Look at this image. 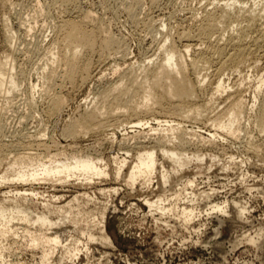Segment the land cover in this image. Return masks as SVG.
Masks as SVG:
<instances>
[{
  "label": "rangeland",
  "instance_id": "1",
  "mask_svg": "<svg viewBox=\"0 0 264 264\" xmlns=\"http://www.w3.org/2000/svg\"><path fill=\"white\" fill-rule=\"evenodd\" d=\"M77 1L65 10L55 0H0V61L5 63L7 56L13 60L17 84L8 98L0 97V181L3 174L8 179L0 183V229L5 221V206L15 198L16 189L30 191L25 197L17 196L21 204L30 206L34 214L44 212L55 222L47 229L34 220L22 219L20 212L6 218L12 231L7 234L0 231V264H44L41 257L51 248L46 264H264V129L259 115L264 103V19H258L246 38L251 48L249 57L246 55L241 63L225 67L213 64L205 71L204 90L197 97L185 103L177 98L163 101L164 107L161 105L155 114L142 116L148 122L146 126L132 127L134 124L123 121L80 137H68L64 134L67 126L82 118L109 81L116 82L120 75L131 70L138 73L140 65L158 52L163 39L168 38V44L175 43L182 49L180 34L195 30L205 18L206 9H215L219 1L227 2L158 0L152 4L151 0H140L138 16L131 21L125 0ZM126 1L134 4L136 0ZM243 1L238 4L259 11L264 3ZM86 12L95 17L93 23L87 22V28L106 26L121 39L125 51L117 54L114 50L112 53L116 54L105 55L107 58L99 46L92 53L85 51L83 64L90 68L81 73L85 80L79 74L74 84L69 82L63 66L56 65V79L49 83L53 59L60 53L56 40L61 36L55 27L63 19L80 22ZM227 34L226 31V38ZM9 35H14L16 42L14 37L9 42ZM189 55L185 56L187 64L193 57ZM188 75L189 79H195L191 70ZM219 79L225 81L226 90L215 95L213 87ZM236 93L247 100L248 109L234 119L230 131L222 125L229 122L226 109H230ZM56 95L64 101L57 112L51 102ZM178 102L180 107L184 104L189 109L206 105L207 111L189 119L184 117V111L174 112ZM185 107L182 110L186 111ZM183 129L194 130L198 136L189 145L180 147L177 144ZM158 140L163 144H157ZM137 141L148 150H156L159 173L151 183L141 178L131 186L124 176H113L117 170L114 157L136 163ZM163 147L188 153L193 156L191 162L173 172L175 166L164 156ZM197 154L199 160L194 159ZM86 156L100 159L98 164L110 175L96 176L90 182L83 175L63 178L62 182L68 184L54 177L46 182L41 179L22 183L16 175L17 169L33 170L40 161L70 163ZM161 163L172 177L166 185L159 177ZM189 180L193 183H188ZM75 196L79 200L74 202V214L86 213L77 223L62 219L66 217L64 214L59 217L47 210L64 206ZM159 198L162 207L169 211L146 202ZM190 210L193 215L187 221L184 212ZM41 232L57 234L62 242L51 248L41 241L34 242L32 236ZM105 232L111 242L102 240ZM67 247L77 250L76 256Z\"/></svg>",
  "mask_w": 264,
  "mask_h": 264
},
{
  "label": "bare ground",
  "instance_id": "2",
  "mask_svg": "<svg viewBox=\"0 0 264 264\" xmlns=\"http://www.w3.org/2000/svg\"><path fill=\"white\" fill-rule=\"evenodd\" d=\"M76 1L77 0H55L57 5H59L61 8H64L65 10H67L72 5H75ZM229 1L231 0H227L226 3H220L219 1L215 5V9L213 8H212L213 10L206 9L207 13L205 14L206 16H204L205 18L203 20L201 19V24H199V26L195 30H188L180 34L179 38L181 41L184 42L182 49L178 48L175 45V43L168 44V38L163 39L159 44L160 46L158 48V52L156 54L149 56L148 60L147 61L145 60V62L142 65H140L138 69L141 71L138 70V73H136V71L131 70L127 73L125 72L122 75H120L119 80H117L116 82L109 81V83L107 84L108 86L106 85L107 87H104V89L102 87V89L99 90L97 95L98 97L94 101L93 105H91L92 107L89 110L87 109L88 110V111L86 110L87 112L85 111L86 113L83 114L81 119L75 120L74 122L72 121L67 126L66 130L64 131V134L68 137H77V136L80 137V135L82 134L84 135L90 131L103 130L107 126H113L116 123L118 124L119 122H123V121L126 122L127 124H132V125L134 124V126L132 127L146 126L145 124H147L148 122H144L145 118L143 119L142 116L147 114H155L157 112V109L163 104V101L167 99L171 100L173 98L174 99L177 98V99H181V101L179 102L182 101L187 102V99L197 97L198 92L204 90V84L207 78V74H205L206 73L205 71H207V69H210L211 66H214L213 64L220 63L222 67H225L228 64L231 65L237 63L239 64V62L241 63V61L244 60L246 55L248 56V54L251 52V48L246 44V38L250 34L251 28L254 25H256L258 19L260 18L264 19V5H263L264 3L261 4L263 7L259 11L254 8H247V6L244 4H238L240 3V0H233V3H230ZM263 1L264 0H262V2ZM124 2H126V4L123 3L125 5L123 6L126 9V13H128V17L129 16L131 17V21L134 19L136 20V15L138 13L137 6L139 7L141 5L140 0H136L134 4L128 3L126 0ZM150 2L152 4L153 3L156 4L158 3V0H151ZM241 2L244 3L243 0H241ZM140 8L141 7H139V9ZM93 17L94 16L91 13H87L83 16L80 22L78 20L75 21L71 19H63L61 24L59 23V26L58 24L56 25L58 27L55 28H58V32L60 33V35L59 33L57 34L58 36H61L58 41L56 40V44H58L57 47L60 48L59 49L60 53L55 59H53L54 64H52L51 66L52 69L49 76V83H51L53 79H56L55 78L57 71L56 65L59 67L63 66L66 80L72 83L73 82L75 83V78L79 74L87 73L90 68H88L89 66L87 63L83 64V53L85 51L87 53H89L88 51H91L92 53V50H96L95 48L99 46V49L102 50L103 52L102 54L104 55V57L105 55L107 56L108 55L111 56L113 54L115 55L116 51L117 54L118 52L122 53L125 51L123 45L121 44L123 42H120L121 39L119 41L116 38V36H114L110 31H108V28H105L106 26L100 27L102 25H99V27L97 26L96 28L93 29L87 28L88 27L86 26L87 22L91 21V23H93L92 21L93 19H95V17L94 18ZM30 29L27 28V30ZM226 31L228 32L227 38L224 35ZM9 36L8 37L10 42L12 40L11 37L13 38L14 35L13 36L9 35ZM13 39L15 41V37ZM12 45H14V43H12ZM114 50L116 51L112 53ZM190 53L193 54V57L190 59V62L187 64L186 63L187 59L185 58V56L186 55L188 56ZM155 56H157L156 59L154 58ZM9 58L10 56L6 57V59L8 60L5 63L3 61H0V97L3 98L5 97V99L8 98L9 97L8 95L13 93L17 87L16 76H15L16 73L14 67L15 64L13 60ZM189 70H191L195 75L194 80L189 79L188 77ZM82 74L81 77H83L85 80V76H83ZM52 84L49 85L52 86ZM225 90H226L225 81L223 79H219L215 87H213L214 94L216 95L221 91L224 92ZM238 95L239 94H237L234 97V99H232L233 101L232 104H230V109L228 108L226 109L228 111L227 113L230 115L229 122L225 125H222L228 128L230 131L233 130L232 126L234 119L237 116L239 117L240 115H242L248 109L247 100H245L242 96L240 95L238 96ZM55 97H54L55 100L54 99L51 100V102L53 101L52 109L53 111L56 112L59 110L61 111L64 101L61 98H59V95L58 96L56 95ZM179 102L178 105H175L176 109H174V112L176 110L177 112L175 113L179 112L180 114V111L182 112L184 111V117L189 119L190 118L196 119L198 116L202 115V112H204L205 110L207 111L206 105L204 106L201 105L199 107H197L196 105V107L193 106L195 108L190 107L192 109H189V107L187 108L183 106L184 104L182 105V107H180ZM207 105H209V103ZM183 107L187 108L186 111L185 109L182 110ZM1 110L2 108L0 106V111ZM172 110L173 109L170 110L171 113L173 112ZM259 115L261 120V126L264 129V103L260 107ZM132 118H138V119L134 122L133 120H131ZM197 136L198 135L194 130L183 129L182 133L179 135V140L177 145L180 147H184L186 144L189 145L188 143L192 142V138ZM157 144L162 145L163 141L158 140ZM136 147L139 149L136 163L129 164L130 162L128 163L126 159L120 160L118 157H114V161L115 163H117V168H116L117 170L113 176H115L116 178L124 176V178H127V183L130 184L131 186H134V184L141 178L146 180L145 183L147 182L151 183L154 175L157 173V169L159 166V162L156 156L157 152L154 148L148 150V148L140 141L136 142ZM185 151L187 152V150ZM162 152L164 153L165 157H167L169 160L173 162L175 166L174 169L175 171L173 172L175 173L179 172V169L186 166L189 161L191 162V159L193 157V156L191 157V155L183 151L179 152L175 149H171L167 147H163ZM194 159L199 160V154H197V158L195 157ZM72 161H74V159H72ZM98 161H100V159L96 160L91 156H86L80 159H76V161L70 163L64 161L51 160L50 164H48L47 162L40 161L38 167L33 170L28 171L26 170L27 168L25 167L17 169L16 175H18L17 176L18 179L23 181L22 183L30 180L32 182L33 181L37 182L38 180L41 181V179L46 182L47 179L49 180L53 177L61 180L62 182L63 178L65 180L66 178H70L73 176H80V175H83V178L85 176L90 182L96 176L107 177L110 175L109 172H107V169L102 168L98 164ZM160 165H161L160 167L161 171L159 177H161L162 183L166 185L168 182H170V179L172 177L170 176L171 174L169 175V173L165 169L163 163H161ZM12 167L15 168V166L13 165ZM125 167L128 168L127 172L125 171L126 173H124ZM3 175L1 177V179L3 180L0 181V183H4L3 182L4 179H7V176L5 175L3 176ZM173 179L172 181H174ZM14 180H16V178ZM69 180L70 179H68V182H70ZM6 181H8V179ZM188 183L192 184L193 181L189 180ZM15 191H17L15 192V195L13 194L15 198H13L10 201V203L5 206L6 208L4 209L6 214L3 215L5 221L3 222L2 229H0L2 234H7L12 231L11 226H9V221H6V218L11 219L15 214V212L22 213L23 214L22 219L24 220H34L41 226V228L47 227V229H49V226L51 227L55 224V222L51 220L50 217L46 216L44 212L41 213V215H38L36 213L34 214L30 206H28L27 204L23 205L21 204V202H19L17 196L25 197L26 195H29L27 194L28 190H25V192L23 190L22 192L20 189L19 190L16 189ZM103 191L104 189L102 190L101 193H104ZM29 192L30 191H28V193ZM32 195H34V193H32ZM84 195H87L86 198H88L87 200L89 201L90 198L88 197V194L85 193ZM78 200H79L78 196H75L74 199L68 202L66 205L55 206L52 209L51 207H49L47 208V210L49 211V213H56L58 215L60 214L61 216L62 214H64L66 215V217H62V219L67 218L68 220H71V222H74L75 224L77 223V220L78 218H80V216L83 217L86 214L82 212H77V214H74V210H73L74 202ZM146 202H148L151 207L157 206V208L159 207L163 210L167 209L166 211H169L168 208H166V206L162 207L163 203L161 198L153 202H150L147 199ZM184 214H185V218H187V221L191 220L193 215L192 210L188 212L185 211ZM60 215L59 217H61ZM64 220L63 222H61V224L64 223ZM88 225L86 226L88 227ZM92 234H90V237L93 239L94 235ZM101 237L102 240L106 242H111L110 237L106 234V232L103 233ZM32 238L34 242L41 241L43 245H49L50 248L62 242L59 235L57 234L48 235L47 233H43V232H41L39 235L32 236ZM51 249L49 250V252L45 251V254L41 257V260L45 262V263L43 262L44 264H46L47 258L50 257L49 255L52 254V253L50 254ZM69 249L70 250H68L67 247V250L70 252V254L72 255V252H75L73 255L76 256L75 254L77 250L71 251V247ZM65 252L67 253L66 255L69 254V252L67 251Z\"/></svg>",
  "mask_w": 264,
  "mask_h": 264
}]
</instances>
